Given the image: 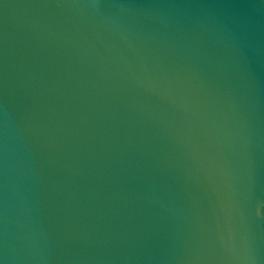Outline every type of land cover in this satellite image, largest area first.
<instances>
[{
  "label": "water",
  "instance_id": "95a60500",
  "mask_svg": "<svg viewBox=\"0 0 264 264\" xmlns=\"http://www.w3.org/2000/svg\"><path fill=\"white\" fill-rule=\"evenodd\" d=\"M0 264H264V0H0Z\"/></svg>",
  "mask_w": 264,
  "mask_h": 264
}]
</instances>
